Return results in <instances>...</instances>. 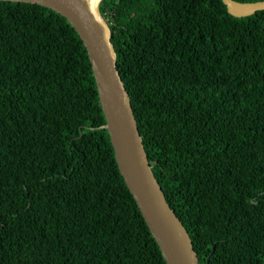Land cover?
Segmentation results:
<instances>
[{
	"label": "trees",
	"instance_id": "1",
	"mask_svg": "<svg viewBox=\"0 0 264 264\" xmlns=\"http://www.w3.org/2000/svg\"><path fill=\"white\" fill-rule=\"evenodd\" d=\"M98 9L198 264H264V10L234 17L221 0ZM103 123L72 26L39 4L0 1V264H165Z\"/></svg>",
	"mask_w": 264,
	"mask_h": 264
},
{
	"label": "water",
	"instance_id": "2",
	"mask_svg": "<svg viewBox=\"0 0 264 264\" xmlns=\"http://www.w3.org/2000/svg\"><path fill=\"white\" fill-rule=\"evenodd\" d=\"M5 1V0H0ZM36 3L57 12L81 40L104 117V128L123 182L165 264H198L190 237L170 208L148 162L129 96L116 68L110 29L98 9L101 0H8ZM234 17L264 10V0H221Z\"/></svg>",
	"mask_w": 264,
	"mask_h": 264
}]
</instances>
